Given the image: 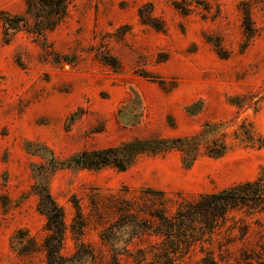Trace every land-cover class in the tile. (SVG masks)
<instances>
[{"label": "rangeland", "instance_id": "obj_1", "mask_svg": "<svg viewBox=\"0 0 264 264\" xmlns=\"http://www.w3.org/2000/svg\"><path fill=\"white\" fill-rule=\"evenodd\" d=\"M23 0H0L19 15ZM143 21V22H142ZM146 23V24H144ZM195 139L189 165L177 149L142 153L124 170L79 168L70 159L139 141ZM223 142L219 158L207 155ZM264 172V0H68L67 14L42 38L8 39L0 24V264H43L18 253L25 231L48 234L38 193L64 215L61 253L75 248L74 202L89 224L81 240L94 257L81 264L155 261L162 238L128 227L101 239L114 217L93 202L209 193ZM107 213V214H106ZM264 262V212L231 210L175 254L174 264Z\"/></svg>", "mask_w": 264, "mask_h": 264}, {"label": "trees", "instance_id": "obj_2", "mask_svg": "<svg viewBox=\"0 0 264 264\" xmlns=\"http://www.w3.org/2000/svg\"><path fill=\"white\" fill-rule=\"evenodd\" d=\"M23 3L24 10L19 15L0 13L2 35L5 39L19 30L34 38H42L48 31L55 29L67 14L68 0H23ZM171 149L180 151L184 155V163L189 165L195 157L197 142L195 139L181 137L170 141L135 140L115 147L80 152L70 162L84 169L97 170L112 166L122 171L139 154ZM206 151L209 157L219 158L225 151V145L223 142L213 141ZM38 197L48 234L37 245L25 231L18 230L13 237L18 253L30 255L41 252L43 264H81L85 258L93 259V251L81 240L89 222L83 217L79 204L74 202L75 216L70 225L75 250L65 256L61 253L66 230L63 212L46 189L38 193ZM93 204H96L94 209L98 219L101 218V208L114 217L112 221H97V224L103 225L100 234L102 240L109 239L115 235V230L124 227H128L135 234L151 233L163 240L160 253L154 255L155 261L150 264H174V256L181 252L182 247L200 239L204 232L211 233L219 227L224 223L228 211L243 209L248 214L264 212V172L253 179L236 182L215 192L197 195L176 192L173 198H168L161 190L149 189L141 202L135 198L110 196L107 202ZM138 253L139 264L144 258L142 251ZM202 261L203 264H218L210 256L204 257ZM110 264H120L119 259L116 256L111 257ZM257 264L264 262L259 261Z\"/></svg>", "mask_w": 264, "mask_h": 264}]
</instances>
